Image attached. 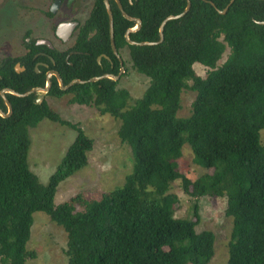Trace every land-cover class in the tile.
Listing matches in <instances>:
<instances>
[{"label":"trees","instance_id":"16d2710c","mask_svg":"<svg viewBox=\"0 0 264 264\" xmlns=\"http://www.w3.org/2000/svg\"><path fill=\"white\" fill-rule=\"evenodd\" d=\"M120 2L128 15L141 20L129 34L135 42L157 41L162 20L186 6V0ZM229 2L190 0L187 13L169 20L163 41L153 45L127 43L125 31L135 22L114 13L116 47H126L133 70L148 78L139 98L132 100L128 90L110 78L61 90L51 77L47 96L71 95L68 103L94 107L121 121L118 136L131 148L133 167L113 190L79 192L55 204L58 185L87 165L93 140L78 123L61 118L45 98L36 103L37 93H5L12 111L0 116V264H27L29 257H36L27 243L38 211L64 229L67 264H210L215 236L195 229L197 200L203 196L227 198L225 215L232 218L227 264H264V24L257 22L264 21V0H233L224 14L216 10ZM98 6L95 13L103 11L105 18L98 38L92 43L83 35L73 48L87 54L66 60L68 51H48L54 61H47L48 68L58 72L64 85L116 74L105 58L96 61L103 52L115 58L102 0ZM29 49L23 56L0 61V91L24 93L45 86L47 69L36 73L33 56L49 49L34 41ZM16 62L26 70L17 72ZM196 63L208 69L205 77L195 73ZM186 88L195 97L190 115L179 117ZM0 109L7 112L1 95ZM43 119L76 131L46 183L27 162L28 128ZM184 144L193 162L209 173L191 180L179 172ZM179 178L183 192L195 200L194 219L174 217L178 197L170 188Z\"/></svg>","mask_w":264,"mask_h":264},{"label":"rangeland","instance_id":"374dc122","mask_svg":"<svg viewBox=\"0 0 264 264\" xmlns=\"http://www.w3.org/2000/svg\"><path fill=\"white\" fill-rule=\"evenodd\" d=\"M51 0H0V59L7 56H19L24 52L26 32L33 31L34 36L47 35L52 38L54 21L48 19L43 12L48 9ZM55 44L65 49L69 41L62 43L52 38ZM227 51V50H226ZM123 72L118 79V88L128 90L132 100L139 98L148 85V78L133 70L128 49H121ZM227 52L218 61L221 64ZM194 71L205 77L208 69L200 64H194ZM19 71V67H17ZM38 94V93H37ZM71 95L61 98L44 96L51 108L61 118L78 123L85 134L92 138L93 148L88 152V163L85 167L63 180L54 195V203L59 204L69 197L85 191H109L124 183L125 176L132 171L133 161L130 146L120 141L118 128L120 120L108 114H100L94 107L68 103ZM195 92L184 89L181 93V107L177 112L179 117H187L191 112V103ZM264 143V129L260 131ZM76 131L65 125L43 119L35 127L28 128L30 145L27 162L29 168L46 183L49 176L63 157L68 145L72 143ZM179 172L195 180L209 169H204L193 162V154L188 144L181 149L177 160ZM178 197L174 206V217H193L195 200L182 190L181 179L175 180L170 188ZM227 198L203 196L197 200L198 216L196 231L209 230L213 232L214 255L210 264H227L228 242L232 229V218L225 215ZM30 239L27 249L36 254L29 257L27 264H67L66 233L64 229L51 221L44 212L33 214ZM194 219V217H193Z\"/></svg>","mask_w":264,"mask_h":264},{"label":"flooded vegetation","instance_id":"af4514ba","mask_svg":"<svg viewBox=\"0 0 264 264\" xmlns=\"http://www.w3.org/2000/svg\"><path fill=\"white\" fill-rule=\"evenodd\" d=\"M98 1L99 0H51L48 9L45 10L43 14L48 19L52 20V22L54 21L52 38H55L56 40L62 43L69 41L70 45L67 46L65 49L59 48L55 44L53 39L47 35L34 36V32L32 31L30 33V37L28 38L27 36H29V31L26 32V38L24 41V52L19 56H23L30 51L29 45L31 44V41H34V43L37 46L47 47L49 49V50H39L33 56V60H35L33 64L34 66L33 68L36 73L41 72L40 69L42 67L47 69L45 71V82H46V73L52 70L48 68L49 64L47 61L51 62L52 64L54 63L53 58L48 51H52L54 49L62 52L68 51L66 53V58H65L67 60L68 57L72 54H78V53L87 54V52H82V51H78L77 49L75 50L73 49L74 46L76 47L77 40L81 38L83 35H85L86 40L92 41V43L98 38V34H99L98 27L99 25L103 26L105 24L104 12L101 11L100 14L95 13V10L98 9L99 7ZM107 2L112 15L113 37H114V13H116L117 11L119 13L121 12L120 11L121 2L120 0H107ZM102 3L104 5L107 14L106 24L108 29L109 47L115 58L112 59L107 53L103 52L96 57V61L98 63H101V58H105L109 64L108 69L111 71H116L115 75H119L118 79H120V75H121L120 61H122V55H121L122 48H117L114 42L116 52H114L112 49L111 40H110L109 14L106 8L105 0H102ZM94 24H97V26H93ZM100 29L102 30L103 27ZM19 56L4 55V57L1 58L0 61L2 59H5L6 57H19ZM17 67H19V71L17 70ZM14 68L17 72H23L26 70V66L24 64H21L20 62H16Z\"/></svg>","mask_w":264,"mask_h":264},{"label":"water","instance_id":"95a60500","mask_svg":"<svg viewBox=\"0 0 264 264\" xmlns=\"http://www.w3.org/2000/svg\"><path fill=\"white\" fill-rule=\"evenodd\" d=\"M232 2H233V0H230L229 4L223 10H218V9H216V10L220 14H224L226 12V10L228 9L229 5ZM209 3L212 6H214V4L212 2H209ZM105 4H106V8H107V11H108V14H109L111 45H112L113 51L116 52V48H115V45H114V37H113L112 15H111L110 9L108 7L107 0H105ZM190 5H191L190 0H186V6H185L184 10L181 13L176 14V15H169V16H167L166 18H164L162 20V22L160 23V26H159V39L157 41H142V42H135V41L130 40V38H129V34L134 32V31H136L141 26V20L139 18L132 17V16L128 15L123 10L122 6L120 5V11H121L122 16L124 18L128 19V20H131V21L135 22V26L128 28L126 30V32H125V39H126L127 43L135 44V45H153V44L161 43L163 41V38H164L163 31H164V26L166 25V23L169 20L177 19V18H180V17L184 16L187 13V11L189 10ZM257 22L259 24H264V21H257ZM120 63H121V67H120V74H121L124 70H123L122 61H120ZM52 75H54L56 77V80L58 82L59 88L61 90H67L69 87H71L72 85H74L76 83L83 84V83H86V82H95V81L103 79V78H110L112 80H118V78H119V75H113L111 73H104V74H102L100 76H95V77H92V78H90L88 80L73 79L68 84L64 85L60 75L58 74V72L54 71V70H50V71H48L46 73V82H45V86L44 87H34V88H31L30 90H28L27 92H24V93H18V92L14 91V90H12L10 88H3L0 91V95H1V97L3 98V100L5 102V105L7 107V112H4V111H2L0 109V116L7 117V116H9L11 114V111H12L11 105L8 102L7 98H6L5 93H10V94H13V95L18 96V97H24V96H27V95L32 94V93H38L35 102L36 103H40L42 101V99L44 98V96L46 95V93L48 92L49 88H50V85H51L50 78H51Z\"/></svg>","mask_w":264,"mask_h":264}]
</instances>
